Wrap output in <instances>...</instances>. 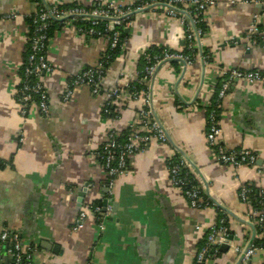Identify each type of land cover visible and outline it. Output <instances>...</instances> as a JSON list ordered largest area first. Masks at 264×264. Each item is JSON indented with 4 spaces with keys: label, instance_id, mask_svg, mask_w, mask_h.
Here are the masks:
<instances>
[{
    "label": "crops",
    "instance_id": "0c3cea01",
    "mask_svg": "<svg viewBox=\"0 0 264 264\" xmlns=\"http://www.w3.org/2000/svg\"><path fill=\"white\" fill-rule=\"evenodd\" d=\"M47 1L130 6L136 0ZM37 9L34 0H0V160L6 162L0 168V234L18 232L25 245H34L31 264H194L218 213L212 206H191L172 184L168 163L179 155L189 158L203 189L228 210L229 249L220 246L204 264H238L236 248L245 249L251 241L253 228L245 221L250 222L254 210L242 201L240 191L246 185L264 190V170L218 162L207 141V113L220 70L264 71V44L247 37L255 15H261L264 26V7L256 0H218L206 13L205 33L197 42L209 59L203 61L199 53L190 66L160 64L149 82V95L169 140L152 138L130 158L128 170L112 188L95 153L112 128L120 134L132 128L147 131L139 118L145 93L135 98L130 86L139 79L148 50L185 49L186 27L181 17L160 10L134 13L128 38L107 68L100 92L80 85L67 101L63 96L70 80L99 62L109 40L80 34L70 25L56 27L47 45L54 69L42 76L50 105V117L44 118L37 104L24 115L17 99L30 19ZM6 13L16 16L2 18ZM115 88L122 97L115 103L117 119L110 122L103 110ZM220 106L219 141L229 149L252 150L264 161V83L234 79ZM97 202L112 208L104 228L89 210ZM82 209L88 211L84 220ZM250 261L264 264V250Z\"/></svg>",
    "mask_w": 264,
    "mask_h": 264
},
{
    "label": "built area",
    "instance_id": "2783aa9c",
    "mask_svg": "<svg viewBox=\"0 0 264 264\" xmlns=\"http://www.w3.org/2000/svg\"><path fill=\"white\" fill-rule=\"evenodd\" d=\"M264 7V0H256ZM143 3L137 8H125L123 5L109 4L106 7H96L90 12L83 7H60L56 3H50L47 0H37V11L31 16L32 35L30 36L31 53L28 56L25 65L24 77L22 84L18 89V101L22 105V113L26 115L32 104H37L44 118L50 117V105L48 91L42 81V76L53 71L46 53V41L48 39L47 31L54 21L65 22L80 34L88 37L106 36L112 49L116 48L120 42V31L117 26L124 27L128 30L131 27V19L135 12L155 9L164 12L168 16H179L188 32V39L200 41L203 30L197 27V24L204 22V17L209 9L216 6L218 0H143ZM15 14L6 13L2 15L4 19H14ZM80 18L84 25H78L77 19ZM106 22L105 31L111 32L110 36L103 35V31L97 30L96 26ZM261 15L257 14L251 23L247 37L252 42L258 44L259 41L264 44V28H261ZM195 46H198L195 44ZM147 62L142 71L144 82L147 89L139 90L134 87L131 90L132 96L137 98L140 94L145 93V107L140 111L139 118L143 125L147 127L146 132L132 128L124 142H120V133L112 128L107 136L102 148H99L95 155L101 161L108 174V185L113 187L119 176L126 173L130 158L139 150L144 149L152 138H157L162 142L169 140V135L162 127L160 121L155 117L152 110V100L149 95V82L154 76L157 68L162 63H167L171 59L181 60L185 66L193 65L198 58L194 55H183L174 53H164L162 55L144 54ZM202 60L206 59L201 56ZM107 56H102L99 62L94 66L84 68L76 76H74L64 93L63 99L69 100L73 96L74 88L80 85H86L91 88L92 92L97 94L100 92L106 67L104 63ZM140 75V73H139ZM219 75L224 78L219 98L225 96L230 84L234 79H241L248 83L263 82L264 71L261 70H242L235 67H227L220 70ZM34 76L36 80L30 82V78ZM107 101L104 106V116L114 122L117 119L115 113V103L122 97L120 88H115L108 92ZM38 98V99H35ZM149 123V124H148ZM209 129L207 133V141L210 147L215 149L216 160L222 164H228L235 167L256 166L259 171L264 170V161L259 162L258 154L248 149H229L219 141L221 134L219 114L214 110L209 115ZM178 162L168 165L169 176L172 184L180 188L191 206L196 208L208 207L212 205L219 206L203 189L202 186H196L192 183L187 175H184V169L190 166V162L180 156ZM205 192V193H204ZM250 189L246 186L240 191L242 201L246 202L249 197ZM264 193V192H263ZM264 199V196H263ZM220 207V206H219ZM97 218L98 224L104 228V223L112 208L109 204H100L89 208ZM226 212L224 209H222ZM88 215L87 209H82L80 220H84ZM227 217L211 226L204 245L197 253L194 264H204L205 260L210 256H215L220 246L229 244L231 239L230 227L226 224ZM250 222L255 225L259 224L264 228V207L262 210L254 209ZM10 241L12 246L8 249L7 254L3 257V244ZM243 256L241 264H248V261L258 252L264 250L263 245H257L249 242L244 248H236ZM36 248L25 245L22 236L18 232L4 230L0 234V264H3L6 258L12 260L14 264H22L23 258L29 260L31 264Z\"/></svg>",
    "mask_w": 264,
    "mask_h": 264
},
{
    "label": "trees",
    "instance_id": "16d2710c",
    "mask_svg": "<svg viewBox=\"0 0 264 264\" xmlns=\"http://www.w3.org/2000/svg\"><path fill=\"white\" fill-rule=\"evenodd\" d=\"M35 2L37 0H34ZM143 0H136L134 4L130 5V6H125V8H129V7H132L133 9H137L143 2ZM147 1H152V0H147ZM109 4H102V3H95L91 6H82L80 4H77V3H73V4H68V5H63L60 7H74V6H78V7H83L85 8L87 11H91L93 10L94 8L96 7H106L108 6ZM106 22L107 21H104L103 23H100L98 26H96V29L97 30H100V31H103V35H107V36H110L111 32H107L105 31V26H106ZM77 24L78 25H84L85 23L82 22L80 20V18L77 19ZM64 25H67L65 22H61V21H54L52 23V25L49 27L48 31H47V34H48V39L46 41V53H47V45H48V41H49V38L51 36V33L52 31L58 27V26H64ZM197 27L198 28H201L203 30V33L201 35V37L203 36V34L205 33V22H200L197 24ZM261 28H264L263 25L260 26ZM117 30L120 31V42H119V45L112 49L110 47V45L108 44V49L106 50V52L104 53V56H107V61L104 63L105 67H106V70L107 68L110 66L111 62L114 60L115 56L122 50L123 46H124V43L126 41V39L128 38V31L124 28V27H120V26H117L116 27ZM32 30H33V26H32V21L30 19V34H29V37H28V48H27V52H26V56L24 58V62H23V65H22V77H24V70H25V65L27 63V59H28V56L30 55L31 53V43H30V36L32 35ZM95 37H99V36H95ZM106 37V36H104ZM259 43H261L259 41ZM195 44H197V41L195 40H189L188 39V32L186 31V46H185V49L183 51H175V50H171L169 48H160V49H150L148 50L146 53H149L151 55H162L166 52L168 53H174V54H183V55H194V56H197L199 55V53L202 54V56L208 60L209 59V54L205 51V50H202L200 52V50L198 49L197 46H195ZM145 53V54H146ZM145 55H143L142 57V60H141V66H140V75H139V79L135 82H133L131 84V90L134 88V87H137L139 90H145L147 89V85L146 83L144 82V79H143V74H142V71L144 70L147 62L145 60ZM182 61L179 60V59H171L169 60V63L172 64V65H177L179 66L180 63ZM220 82L219 84L217 85L216 87V90H215V93L212 95L211 97V102H210V105L208 106V123H209V115L210 113L214 110L216 113L219 114V119H220V114H221V106H220V98H219V91H220V88H221V85H222V82L224 80L223 77H220ZM36 80V78L34 76H32L30 78V82H34ZM17 99H18V94H17ZM35 99H38V98H35ZM116 113V112H115ZM117 116V113L114 114ZM144 124V123H143ZM149 124V123H148ZM131 130V129H130ZM125 131L123 132L122 134H120L119 136V140L120 142H124L126 140V137H127V134L128 132L130 131ZM103 146V145H102ZM102 146L100 148H102ZM214 149V148H213ZM215 151V149H214ZM180 156L178 155L177 157H174L172 158L168 165H171L172 163H175V162H178L180 159ZM6 166V162L0 160V168L1 167H4ZM129 166V165H128ZM184 175H187L189 177L190 180H192V183L196 186H201V184L198 182V180L196 179V177L193 175V173L191 172L190 170V166L188 168H185L184 170ZM247 188L250 189V192H249V197H248V200H247V203L253 208V209H258V210H262V208L264 207V199H263V196H264V190H261V189H258L257 187L255 186H251V185H246ZM205 193V192H204ZM101 202H97V203H94L93 206L95 205H100ZM212 207H214L216 210H217V213H218V217H217V220L216 222L219 223V221L221 220L222 217L226 216L227 217V221H226V224L229 226V216L226 212H224L220 207L216 206V205H212ZM254 228H255V231H256V237L254 238V243L257 244V245H263L264 244V228L259 225V224H255L254 225ZM232 233V231H230V234ZM205 243V242H204ZM204 243L202 244V246L204 245ZM12 244L10 241H6L4 244H3V251H4V254H3V257H5V255L7 254L8 252V249L11 248ZM32 247H35L34 245H30ZM29 263V260H27L25 257L23 258V261H22V264H27ZM3 264H14L12 260H5Z\"/></svg>",
    "mask_w": 264,
    "mask_h": 264
},
{
    "label": "water",
    "instance_id": "95a60500",
    "mask_svg": "<svg viewBox=\"0 0 264 264\" xmlns=\"http://www.w3.org/2000/svg\"><path fill=\"white\" fill-rule=\"evenodd\" d=\"M137 12H141V11H137ZM137 12H135V13H137ZM171 141H172V140H171ZM180 151H182V150H180ZM186 159L190 162L191 165H194V164L189 160V158L186 157ZM218 205H219V204H218ZM219 206H220V205H219ZM220 207H222V209H225L226 211H228V210H227L226 208H224L223 206H220ZM229 213H230V211H229ZM245 222L248 223V224L253 228V235H252V238H251V241H250V243H252L253 240H254V238H255L256 231H255L254 225H253L251 222H249V221H245ZM228 249H229V245H228V244H223V245L221 246V250H228ZM242 259H243V256L240 257L238 264H241ZM248 264H251V261H250V260L248 261Z\"/></svg>",
    "mask_w": 264,
    "mask_h": 264
}]
</instances>
